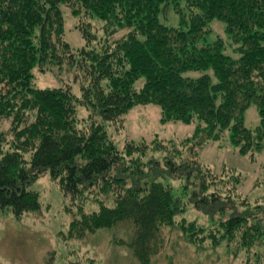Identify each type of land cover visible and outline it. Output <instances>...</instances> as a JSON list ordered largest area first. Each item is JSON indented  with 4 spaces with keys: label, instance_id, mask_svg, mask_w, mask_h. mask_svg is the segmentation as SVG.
<instances>
[{
    "label": "trees",
    "instance_id": "trees-1",
    "mask_svg": "<svg viewBox=\"0 0 264 264\" xmlns=\"http://www.w3.org/2000/svg\"><path fill=\"white\" fill-rule=\"evenodd\" d=\"M62 5L77 17L86 40L77 51L65 39ZM172 11L177 25L162 20ZM214 19L225 23L238 58L225 53L222 38L208 41ZM93 21L102 23V36L92 30ZM52 66L76 72L80 97L70 84L37 86L34 68ZM189 71L202 74L194 78ZM149 103L160 106L164 122L196 123L194 138L171 142L174 155L165 158L168 173L196 179L188 200L155 179L156 160L146 165L133 155H143L147 143H128L121 151L109 136L108 127L122 123L130 108ZM78 105L92 112L91 121L78 118ZM251 105L260 114L255 129L245 125ZM227 134L239 153L264 148V0H0L1 210L20 218L40 209L39 193L28 186L49 170L72 203L85 200L87 191L114 197L113 206L99 200L98 211L79 206L72 239L130 219L131 246L142 264H149L162 249L161 228L174 225L187 203L228 210L220 204L237 195L239 177L226 190L217 187L197 152ZM245 213L232 211L222 220L220 237H239L251 248L264 239V222L251 223ZM183 228L191 242L204 233L194 221Z\"/></svg>",
    "mask_w": 264,
    "mask_h": 264
},
{
    "label": "rangeland",
    "instance_id": "rangeland-1",
    "mask_svg": "<svg viewBox=\"0 0 264 264\" xmlns=\"http://www.w3.org/2000/svg\"><path fill=\"white\" fill-rule=\"evenodd\" d=\"M62 13L65 39L77 51L86 45V40L76 25L77 17L65 5H62ZM166 14L170 19L167 21L162 18L163 22L177 25L175 13L172 11ZM210 28L212 32L208 41L222 38L226 44L225 53L238 58L240 53L227 34L225 23L214 19ZM92 30L102 36V23L93 21ZM33 73L40 88L70 84L74 94L81 96V83L75 80L76 72L73 69L67 72L52 66L46 71H40L36 67ZM201 74V71H189L186 75L195 78ZM213 81L217 82L214 76ZM144 82L143 78L140 79L136 83L137 87L141 88ZM77 114L83 122L87 119L91 121L89 117L92 112L85 106L78 105ZM123 117L122 123L108 127L109 136L117 148L125 151L128 143H147L143 155L141 152L133 155L140 157L146 165L151 160H156L157 169L154 172L158 176L155 179L171 185L177 195L188 200L193 194L196 179L192 177L189 180L186 173H168L170 163L167 165L165 158L174 155L171 142L181 144L194 138L196 123L164 122L161 108L155 103L133 106ZM259 124V111L255 105H251L245 113V125L255 129ZM197 152L200 163L211 168L212 180L217 182V187L226 190L233 186L232 180L239 177L234 188L237 195L233 196L232 201L220 204L228 209L224 213L217 206L187 203L186 211L177 216L174 225L161 228L162 249L153 252L149 264H264L263 238L251 248L244 247L240 244L239 237L233 241H228L227 237L221 238L223 228L222 225L219 227L220 222L227 219L232 211L239 214L245 211V216L256 225L255 222H264V148L254 154L239 153L229 143L227 134L220 140L205 144ZM28 188L39 193L40 209L20 218L9 210L0 209V264H72L84 258L85 261L81 262L85 264H142L131 246L134 223L130 219L121 220L112 227L98 229L81 238H71L70 225L80 217L79 206L84 205L83 210L87 213L98 211L101 207L99 200L107 206L114 205L112 195L97 197L87 191L85 200L78 199L76 203H72V200L64 197L49 170L30 183ZM202 196L200 193L199 198L203 199ZM223 196L227 197L225 193ZM243 199L248 202L247 205L241 202ZM191 221L204 226V233L195 242L189 241L188 233L183 228L185 223ZM211 233L213 237H207Z\"/></svg>",
    "mask_w": 264,
    "mask_h": 264
}]
</instances>
